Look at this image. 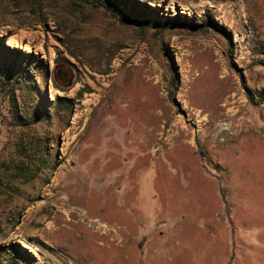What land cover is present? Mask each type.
Here are the masks:
<instances>
[{
  "label": "rangeland",
  "instance_id": "obj_1",
  "mask_svg": "<svg viewBox=\"0 0 264 264\" xmlns=\"http://www.w3.org/2000/svg\"><path fill=\"white\" fill-rule=\"evenodd\" d=\"M111 2L0 0V263L264 264V0Z\"/></svg>",
  "mask_w": 264,
  "mask_h": 264
},
{
  "label": "bare ground",
  "instance_id": "obj_2",
  "mask_svg": "<svg viewBox=\"0 0 264 264\" xmlns=\"http://www.w3.org/2000/svg\"><path fill=\"white\" fill-rule=\"evenodd\" d=\"M14 44V43H13ZM85 181V180H84ZM96 183V182H95ZM82 184H84V183H82ZM65 202V201H64ZM68 203H70V202H68ZM72 204V203H71ZM70 204V205H71ZM88 206V205H87ZM82 207H83V204H81L80 202H78L77 203V206L75 207V210L74 211H76L77 213H79L80 215H81V218L84 220L83 222H88L86 225H87V227H88V229H90L91 228V230L93 229V228H96V226L98 227V226H102V225H100V223H101V221H102V219L100 218V219H92V218H90L88 215H89V211H84V210H82ZM77 222V221H76ZM85 224V223H84ZM89 225V226H88ZM84 226V225H83ZM99 228V227H98ZM100 229V228H99Z\"/></svg>",
  "mask_w": 264,
  "mask_h": 264
},
{
  "label": "trees",
  "instance_id": "obj_3",
  "mask_svg": "<svg viewBox=\"0 0 264 264\" xmlns=\"http://www.w3.org/2000/svg\"><path fill=\"white\" fill-rule=\"evenodd\" d=\"M96 2L98 3V5L105 6V7H108V8L111 7V5H112L111 0H96ZM146 7H148V6H146ZM148 8H151V7H148ZM173 22L174 23H172V24H174V25L179 24V23H182V24H185V25H190V23L187 22L186 19H184V20L180 19V16L179 15L173 19ZM148 24L149 25H156V24H158V22H157L156 19H151L148 22ZM0 264H2V263H0Z\"/></svg>",
  "mask_w": 264,
  "mask_h": 264
}]
</instances>
